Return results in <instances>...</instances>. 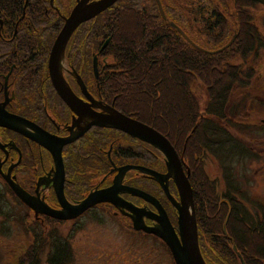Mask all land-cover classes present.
I'll return each instance as SVG.
<instances>
[{"label": "flooded vegetation", "instance_id": "1", "mask_svg": "<svg viewBox=\"0 0 264 264\" xmlns=\"http://www.w3.org/2000/svg\"><path fill=\"white\" fill-rule=\"evenodd\" d=\"M77 1L60 0L59 6H56L54 0H51L52 6L59 11V15L62 17V24L50 47L44 50L27 49L14 51L9 41L14 38L18 24L23 18L17 19L13 35L9 37L12 20L0 16V36L2 40L4 39L0 43V113L5 110L8 114L23 118L26 123H23L22 127L27 132L26 135L0 125L1 170L7 173L11 169V176L16 182L30 194L37 195L56 210H62L63 205L55 188L56 166L54 155L48 148L34 140V137L38 132L44 131L54 136L59 144L62 138L76 135L80 131L77 125L79 124V121H77L79 115L62 97L55 86L49 68L50 54L55 39L64 25L65 17L71 13ZM209 1L213 2L212 4L215 6L210 11L207 7V2ZM251 1L246 0V4L242 3L241 5L239 0H185L182 26H178L186 36H183L172 26L170 24L171 21H169V24L183 37L186 43V56L189 63L194 60L191 54L192 49L209 53L205 50L214 51L220 49L231 41L229 38L216 46L209 44L212 41L211 32L213 30H216V34L223 35L226 29L230 32H233V29H237L238 33L235 40L239 37L238 45L233 48L234 51L225 56L226 60L224 61L222 72L225 75L224 80L228 82L234 84L239 81L245 82L247 91L240 94V97L245 99L241 115L235 114L236 109L235 113L227 111L224 123L234 135L236 133L235 136L239 141L249 149L253 162L264 158V60L261 59L260 53L263 52L262 57L264 58V16H255L253 13L246 11L247 6H255L251 4ZM156 2L159 8L158 1L156 0ZM92 19L80 24L67 43L63 58L60 61L62 80L78 98L83 100L84 103L91 105L94 110L98 112L105 111L98 107L99 105H105L126 114L113 101H110V89L104 86L105 83H103L101 78L105 72H112L114 67V60L106 49L111 37H104L103 35L95 37L92 34L93 29L89 28V22ZM220 25L222 29L219 28ZM3 28L6 32L5 37ZM167 32L169 33V31ZM235 34L229 35L232 38ZM235 40L226 48L231 47ZM240 50L246 53L244 55L236 54V51ZM94 58L97 60V75L94 71ZM190 72L191 69L188 68V77ZM78 77L83 80L86 91L79 84ZM194 90L199 92L200 97L204 96L196 85ZM238 95L235 92H231L229 98L234 99ZM95 102L98 104L97 106L93 105ZM126 115L153 127L171 142L178 152L183 169L190 181L191 166L186 161L185 150L180 151L173 141L156 127L132 115ZM204 115L203 111L202 116ZM236 124L244 125L245 129L243 132L247 135L246 139L237 136L236 130L239 131V126ZM79 125L84 126V123L82 122ZM61 153L64 163V197L68 203L73 205L81 202L92 192L111 186L119 172V167L123 165H143L163 173L167 172L166 157L162 151L154 145L132 137L116 128L92 125L81 136L65 143L62 146ZM204 155L205 170L207 171V155H214L209 151ZM2 174L0 172V180L7 183ZM216 179L219 181V178ZM139 181L153 183L156 190L141 186L142 184H139ZM123 183L143 189L158 198L166 209L173 225L177 227L178 214L176 208L161 185L151 176L132 169L124 174ZM220 185L219 181L218 189L221 193L224 190H228L225 180L224 188L220 189ZM9 188L16 196L12 188L10 186ZM169 189L170 193L179 200L178 189L173 179H169ZM249 189L251 198L259 201L264 206V197L255 193L256 188L253 184L249 185ZM158 191L161 195H158ZM120 196L134 206L145 209L148 213L144 216V221L147 225L152 226L156 223L154 216H156L158 210L150 201L130 193H120ZM221 201L230 205V201L226 197H221ZM248 206L253 208L252 203H249ZM27 207L31 209L29 206ZM96 209L109 214L131 232L139 234L140 239L147 237L155 241V243L160 242L169 255H172L168 250L167 244L161 238L143 229H135L133 221L128 215L131 211L123 206L117 207L110 202H101L91 206L78 217L65 221H75L88 214L95 215ZM35 217L38 220H42V222L45 219L48 221H63L46 214L35 215ZM173 219H176V223H174Z\"/></svg>", "mask_w": 264, "mask_h": 264}, {"label": "trees", "instance_id": "2", "mask_svg": "<svg viewBox=\"0 0 264 264\" xmlns=\"http://www.w3.org/2000/svg\"><path fill=\"white\" fill-rule=\"evenodd\" d=\"M161 2L167 19L161 15L156 0H118L89 22L95 37H111L106 49L114 67L101 77L104 86L110 89L109 99L124 113L163 132L180 151L185 150L191 166L199 243L206 262L264 264V206L251 198L238 170V164H251L252 155L224 123L227 111L235 113L236 109L235 114L241 115L245 99L240 94L247 87L242 81L234 84L224 80L225 56L234 50L229 47L219 53H204L192 49L194 60L189 63L183 37L169 24L173 21L182 26L185 0ZM54 3L59 6L60 0ZM239 3L246 4V0ZM251 4H264V0H252ZM0 16L12 20L9 37L17 19L23 18L9 41L16 52L49 48L62 24L51 0H0ZM3 35L6 36L4 28ZM238 39L233 46L238 45ZM1 40L0 43L4 39ZM195 85L204 96L194 90ZM231 92L239 95L230 99ZM236 125L244 129L242 124ZM207 151L219 161L228 189L222 193L218 179L205 170ZM5 192L13 195L7 183L0 186V197ZM221 197L228 198L230 205L222 202ZM45 223L48 224L47 219L40 226ZM42 234V231L34 233L33 243L20 261L32 255V260L39 259L46 245L42 246L45 243ZM47 241L50 264H68L73 259L67 240L51 235Z\"/></svg>", "mask_w": 264, "mask_h": 264}, {"label": "water", "instance_id": "3", "mask_svg": "<svg viewBox=\"0 0 264 264\" xmlns=\"http://www.w3.org/2000/svg\"><path fill=\"white\" fill-rule=\"evenodd\" d=\"M117 1L118 0H78L71 13L65 17L64 25L55 39L51 50L49 68L55 86L70 107L79 115V119L77 120L79 121V124L82 122L84 123V126L77 124L80 131L76 135H71L68 138H62L59 144L54 136H51L44 131L38 132L34 137V140L44 145L54 155V162L56 166L55 188L60 201H62L63 209H53L37 195L30 194L15 181L13 176H11V169H9L7 173H4L1 170L0 164V172L3 173L2 175L5 181L12 188L16 196L24 204L29 206L34 211L36 216L39 214H46L61 220L74 219L91 206L101 202H110L117 207L123 206L131 211L128 215H130L135 229H143L144 231L153 233L161 238L168 245L176 264H208L201 252L199 243L193 188L188 175L183 169V164L178 152L171 142L153 127L127 116L113 107L99 105L98 107L104 109L105 111L98 112L94 110L91 108V105L84 103L83 100L78 98L70 87L67 86L64 80H62L60 61L63 58L67 43L74 31L80 26V24L96 17ZM157 1L161 14L167 19L160 0ZM170 24L174 26L183 36H186L183 30L175 22L171 21ZM233 40L234 39H231V41H229V43L225 46L214 51H208L203 48L201 49L209 53H217L228 47ZM94 71L97 75L96 58H94ZM78 82L83 87L84 91H86L81 77H78ZM93 105L97 106L98 104L95 102ZM23 123H26L23 118L8 114L5 110L0 113L1 126L14 129L27 135V132L22 127ZM92 125L120 129L132 137L154 145L162 151L166 157L167 172L163 173L143 165H123L119 167V172L111 186L92 192L78 204L73 205L68 203L65 200L63 192L64 163L62 160L61 149L65 143L75 140ZM132 169L148 174L161 185L164 192L177 210V227L173 225L166 209L162 206L158 198L143 189L123 183L124 174L128 170ZM169 179H173L178 189L179 200H177L170 193ZM120 193H130L150 201L158 210L156 216H154L156 223L152 226L147 225L144 221V216L148 214L145 209L134 206L121 197ZM233 248L237 252L242 263H244V260L242 259L241 254L237 251L235 245Z\"/></svg>", "mask_w": 264, "mask_h": 264}, {"label": "rangeland", "instance_id": "4", "mask_svg": "<svg viewBox=\"0 0 264 264\" xmlns=\"http://www.w3.org/2000/svg\"><path fill=\"white\" fill-rule=\"evenodd\" d=\"M212 3L207 4L209 11L215 8ZM246 11L255 16H264V5L247 6ZM219 28L222 29V26L220 25ZM237 33V29H233V32L226 29L223 35L216 34V30H213L211 32L212 41L209 44L216 46L229 38L235 40ZM229 34L235 35L231 38ZM234 47L231 46L232 49ZM260 53L261 59L264 60L263 52ZM246 89V87L243 88L244 92ZM244 129L236 130L237 136L242 139L247 137L243 132ZM206 162L208 174L213 178H219L220 189L224 188L218 159L207 155ZM238 170L240 180L245 183L246 189L250 192L249 185L253 184L256 188L255 193L264 197V158L253 161L248 166L246 163L238 164ZM138 183L143 187L156 190L153 183L148 181ZM4 185L5 182L0 180V186L4 187ZM158 195H161L159 191ZM95 213V215L88 214L75 221L47 220L48 224L40 226L43 222L35 221V214L31 209L14 194L5 192L4 196L0 197V264H50L47 259L50 250L47 238L51 235L69 242L73 259L68 264H175L160 242L155 243L147 237L140 239L139 234L126 229L102 210L96 209ZM173 221L176 223V219ZM36 231L43 232L42 239L45 243L42 246L46 244L44 251L39 253L38 260H32V255L27 260L24 258L20 261L21 256L33 243Z\"/></svg>", "mask_w": 264, "mask_h": 264}, {"label": "bare ground", "instance_id": "5", "mask_svg": "<svg viewBox=\"0 0 264 264\" xmlns=\"http://www.w3.org/2000/svg\"><path fill=\"white\" fill-rule=\"evenodd\" d=\"M54 218V217H53ZM57 219V218H56ZM59 220H61V219H59ZM63 221H65V220H63Z\"/></svg>", "mask_w": 264, "mask_h": 264}]
</instances>
